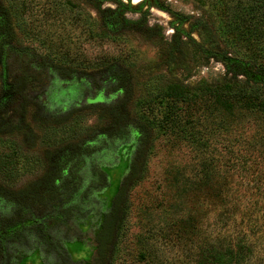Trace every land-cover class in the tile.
<instances>
[{
    "label": "rangeland",
    "instance_id": "1",
    "mask_svg": "<svg viewBox=\"0 0 264 264\" xmlns=\"http://www.w3.org/2000/svg\"><path fill=\"white\" fill-rule=\"evenodd\" d=\"M2 1L12 8L17 37L0 57V104L4 97L12 99L6 97L4 87L19 83L22 87L29 81L31 87L27 89L42 92L41 98L47 103L56 100L54 107H59L58 101L67 108L81 105L94 92L90 86L98 80V69L119 61L132 70L137 89L135 116L159 128L173 110L174 104L164 97L170 80L189 76L190 83L217 84L229 72L264 83V70L241 59V38L215 36L202 28L209 18L205 10L197 8L195 0ZM35 55L48 56L94 75L84 76V82L62 84L35 71ZM180 56L184 63H179ZM12 102L6 112L10 117L18 112ZM179 109L189 132L195 131L186 106ZM209 111L194 115L203 117L196 122L200 129L196 133L206 141L205 147L165 128L155 136L146 172L130 191L131 209L112 264H195L197 237L180 231L181 222L189 217L197 219L201 239L208 237L216 243H235L241 238V230L247 228H261L258 232L264 233V147L257 143L264 137V121L240 116L230 124L223 110ZM100 126L97 115H88L77 121L72 134L84 136ZM37 133L39 140L33 143L18 135L0 141L2 186L16 190L40 177L44 170L42 151L47 146L54 148L66 134L49 131L44 133L46 137L39 130ZM135 138L133 135L126 142H115L109 150L93 156L87 170H81L80 175H89L98 165L108 175L110 187L103 192L93 191L88 199L86 217L91 219L81 220L77 226L72 223L71 242L64 245L74 264L88 263L94 254L98 215L105 211V200L110 202L127 171ZM204 158L210 160V164H204L210 167L205 175L200 172ZM76 182L81 183V178ZM26 209L30 211L10 222L6 218L12 212L0 206V233L4 235L13 225L31 226L33 219L48 214V207L31 202ZM29 229L17 236L42 232L41 228ZM30 243L36 241L31 238ZM25 252L29 255L20 264L56 262L46 260L44 253L43 262L34 248ZM2 257L0 249V264Z\"/></svg>",
    "mask_w": 264,
    "mask_h": 264
},
{
    "label": "trees",
    "instance_id": "2",
    "mask_svg": "<svg viewBox=\"0 0 264 264\" xmlns=\"http://www.w3.org/2000/svg\"><path fill=\"white\" fill-rule=\"evenodd\" d=\"M195 4L199 10H205L209 18L204 27L201 25L202 28H206L215 36L222 34V37L241 38V59L257 69L264 70V0H195ZM216 20L224 25L218 26ZM16 37L12 8L0 0V57L7 47L14 45ZM178 61L184 63L183 57L180 56ZM32 64L38 73L66 85L75 83L76 80L84 82V76L94 75L58 63L48 56L35 55ZM96 74L98 80L91 82L90 86L93 94L83 104L71 108L61 106V101L57 103L59 107H54L56 100L51 104L42 100V92L27 89L31 87L29 81H25L22 87L20 83L10 85L9 88L4 87L6 97L12 99L9 101L4 97L0 104V141L18 135L33 143L36 138L39 140L37 130L42 132V136L49 131H63L66 134L54 148L47 146L42 151L44 170L40 177L16 190L0 184V206L3 205L5 210L12 212V215L6 218L10 222L17 216L20 217L22 212L24 214L30 211L26 209L29 202L37 207H48V214L33 219L31 226H27V223L13 225L8 230H3L4 235L0 233V249L3 255L1 264H20L29 255L26 254V249L33 248L34 253H39L45 263L46 260L53 259L56 262L52 264H74L68 246L64 245L71 242L70 234L74 230L72 223L75 222L77 226L79 221L91 219L92 216L86 217L89 214L86 207L88 199L93 197V191L103 192L110 187L108 175L98 165L95 164L91 168L89 175H80L81 170H87L89 160L93 156L109 150L115 142H126L136 135L135 142L130 145L132 154L127 171L110 202L105 200V211L98 215L94 254L90 262H85L112 264L131 209L130 191L143 178L155 136L162 128L181 134L184 140L189 139L202 148L206 146V141L196 133L200 130L196 122L201 121L203 117L194 116L200 111H203L200 114L204 115L205 111L212 108L221 109L230 124L235 123L240 116L260 118L264 121V83L237 74L228 72L217 84H204L201 81L190 83L191 77L188 75L183 79L170 80L164 88V97L174 104L173 110L169 113L171 115L158 125L160 129L143 117L135 116L133 106L137 89L129 66L119 61H111L99 68ZM107 94L113 99L111 102ZM11 101L19 110L16 109L18 112L10 117L6 112ZM182 105L186 106V113L193 127L196 125L195 131L189 132L186 121H183L180 114L182 109H179ZM88 115H97L101 126L86 131L84 136L72 134L77 121ZM257 143L264 147V137ZM206 163L210 164V160L204 158L200 171L203 175L207 174L210 168L204 165ZM87 176L90 179H87ZM80 178L81 183H75ZM86 180L89 181L87 185ZM198 224L194 217H189L180 224L181 234L197 237L195 264H264V233L258 232L261 228L258 231L248 228L241 230V238L235 243L222 244L213 242L208 237L201 239ZM61 226L65 227V230H62ZM30 227L41 228L42 232L34 231L36 233H28L22 238L17 236V233L20 234L23 230L28 232ZM10 229L14 231L9 233ZM255 236L257 239H254ZM31 238L36 243L31 244ZM75 264L84 263L80 261Z\"/></svg>",
    "mask_w": 264,
    "mask_h": 264
}]
</instances>
